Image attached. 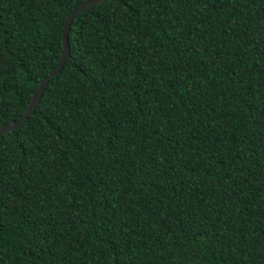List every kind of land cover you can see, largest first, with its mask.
Wrapping results in <instances>:
<instances>
[{"label": "trees", "instance_id": "1", "mask_svg": "<svg viewBox=\"0 0 264 264\" xmlns=\"http://www.w3.org/2000/svg\"><path fill=\"white\" fill-rule=\"evenodd\" d=\"M83 0H0V124ZM0 133V264H264V0H103Z\"/></svg>", "mask_w": 264, "mask_h": 264}, {"label": "water", "instance_id": "2", "mask_svg": "<svg viewBox=\"0 0 264 264\" xmlns=\"http://www.w3.org/2000/svg\"><path fill=\"white\" fill-rule=\"evenodd\" d=\"M103 1V0H83L80 3H78L76 6L71 8L64 16L63 21H62V28L60 32V51L58 58L53 65V67L44 75L42 76L36 87L34 88L33 92L31 93L25 107L23 108L22 112L16 119H10L2 124H0V133L7 131V130H12L14 127H16L22 120L25 118V116L29 113L31 108L36 104V102L39 99V96L42 92L43 86L47 82V79L53 75H55L59 69L60 66L67 54L68 47H67V30L69 26V22L72 19V17L82 10L84 7L89 6L91 4H94L96 2Z\"/></svg>", "mask_w": 264, "mask_h": 264}]
</instances>
